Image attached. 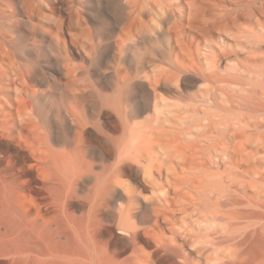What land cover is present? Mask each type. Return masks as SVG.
Masks as SVG:
<instances>
[{"label": "bare ground", "instance_id": "6f19581e", "mask_svg": "<svg viewBox=\"0 0 264 264\" xmlns=\"http://www.w3.org/2000/svg\"><path fill=\"white\" fill-rule=\"evenodd\" d=\"M107 1L115 20L83 50L108 80L55 114L52 55L75 79L78 38L56 0H0V256L264 264V0ZM23 21L39 64L11 50ZM189 79L199 106L163 111L161 85Z\"/></svg>", "mask_w": 264, "mask_h": 264}, {"label": "rangeland", "instance_id": "374dc122", "mask_svg": "<svg viewBox=\"0 0 264 264\" xmlns=\"http://www.w3.org/2000/svg\"><path fill=\"white\" fill-rule=\"evenodd\" d=\"M55 5L59 10L56 12V15L52 17V20L60 19V16L63 17L69 27L72 28V31L75 33L76 38H78V45L72 49V61L77 67H79V72L75 76V79H69L59 71L55 59L56 54L54 53L52 55V62L54 63V67L51 70V79L54 83V88L52 90L50 100L53 102V111L55 114H57L60 105L63 103V94H67L65 102H69L72 94L75 91L81 92L83 90H86L84 87L90 80H99L101 82H106L108 80V75L105 72V70H107L108 64L105 63L104 72L98 70L97 65L94 61H92L90 55L83 50V46H88L89 48V46L93 42L98 43L104 37H106V25L114 22L117 12L113 9L114 5L108 4L107 0H56ZM250 8V6L246 7L247 12L250 11ZM77 12H80V18ZM105 12H107L106 15H104ZM168 25H170V23ZM10 33H12L13 37L11 50L17 55L25 58L27 63L39 64L44 56L39 51H36L33 46V42L37 38L33 37L31 34V24L23 21L20 23L17 30ZM88 34L92 37L88 36ZM231 37L226 38V40L228 39L226 41V44L229 46L228 50L234 53L238 51L240 52V47L236 48L235 46H233L239 40L237 38H234L233 36ZM163 40L164 39L162 36H160L158 39V41H160L161 43H163ZM252 41L256 40L252 39ZM150 47L151 45L146 44L145 48L142 49V51H146L147 49L149 50ZM222 68V70H224L223 72L232 71L231 66L227 65V63L225 62L222 63ZM160 89L161 94L163 95L162 98L164 102L162 107L163 111L165 112L169 110L180 112L183 110L191 111L192 109L199 106V99L203 96V94H205V85L203 84V82L197 79H189L188 81L181 83L179 86L163 83ZM168 99L170 100V102H168ZM166 100L167 102H165ZM219 102H221V100H219ZM174 107H176L177 109ZM189 121L191 125L197 122L195 117L190 118ZM0 264H10V259L0 256Z\"/></svg>", "mask_w": 264, "mask_h": 264}]
</instances>
